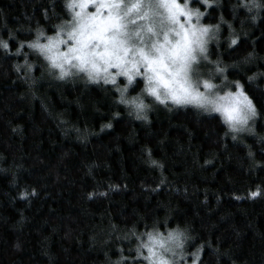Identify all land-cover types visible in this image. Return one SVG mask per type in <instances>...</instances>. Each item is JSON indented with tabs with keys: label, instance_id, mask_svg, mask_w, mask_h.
I'll list each match as a JSON object with an SVG mask.
<instances>
[{
	"label": "trees",
	"instance_id": "trees-1",
	"mask_svg": "<svg viewBox=\"0 0 264 264\" xmlns=\"http://www.w3.org/2000/svg\"><path fill=\"white\" fill-rule=\"evenodd\" d=\"M241 4L214 0L202 17L219 30L199 69L240 81L256 107L233 131L217 112L150 96L138 117L118 99L123 81L59 78L16 48L71 19L66 0H0V264H145L137 236L153 225L186 230L177 264L197 249V264H264V7Z\"/></svg>",
	"mask_w": 264,
	"mask_h": 264
},
{
	"label": "snow or ice",
	"instance_id": "snow-or-ice-1",
	"mask_svg": "<svg viewBox=\"0 0 264 264\" xmlns=\"http://www.w3.org/2000/svg\"><path fill=\"white\" fill-rule=\"evenodd\" d=\"M213 2L66 0L71 19L56 25L53 35L36 29L35 37L20 41L16 52H21L25 45L38 51L50 68L58 70L59 78L70 75L72 69L86 73L92 81L104 80L114 85L118 77H125L128 84L117 89L118 99L122 104L132 106L138 117L147 119L145 109L149 105L140 94L127 97L126 92L129 84L142 77L144 87L141 92L148 93L155 100L195 104L205 111L221 113L229 129L243 130L257 112L240 81L234 82L235 91L229 88L221 94L213 91L217 85L211 79L193 81L190 75L201 57L208 60V41L219 30V25L201 23L207 6ZM192 3L205 6L204 10L192 7ZM241 6L249 11L264 7L259 0H242ZM231 43H237L235 36ZM0 47L8 49V41L0 39ZM213 63L217 64L215 72H224L218 61ZM25 64L30 71L32 64L27 62V53ZM152 163L157 162L153 160ZM250 195L255 197L258 191H252ZM186 239V230L179 226L165 232L153 225L151 230L137 236L136 256L145 264H177ZM198 257L199 249L193 253L192 264H197Z\"/></svg>",
	"mask_w": 264,
	"mask_h": 264
},
{
	"label": "rangeland",
	"instance_id": "rangeland-1",
	"mask_svg": "<svg viewBox=\"0 0 264 264\" xmlns=\"http://www.w3.org/2000/svg\"><path fill=\"white\" fill-rule=\"evenodd\" d=\"M192 6V5H191ZM193 7V6H192ZM89 10H94L93 8H90ZM201 23H203V24H205L204 22H203V20H202V17H201ZM214 37V36H213ZM211 40V39H210ZM210 40L208 41V44H207V48H208V46H209V44H210ZM202 62V57L196 62V65H194V70H193V72L190 74L191 75V78L193 79V81H196V80H198V79H201V78H204V79H207L205 76H204V74L202 73L203 72V70H201V69H199V66H200V63ZM200 71L201 73H197L196 71ZM77 70L76 69H72V71H71V73H75ZM77 72H79V71H77ZM99 81H102V80H99ZM120 81H123V84L125 85V84H128V81H127V79L125 78V77H123V76H121V77H118L117 78V83H119ZM138 81H141L142 82V86L144 87V82H143V78L142 77H137L136 79H135V81L132 83V84H129L128 85V89H127V92H126V96L127 97H133V96H136L137 94H140L141 96H142V98L144 99V98H146L147 96H150V97H152L151 95H149L148 93H146V92H136V93H134V94H131V96L129 95V91H130V89H131V87L132 86H134L135 85V83L136 82H138ZM215 85H217V87L213 90V91H219L221 94H223V91H226V90H228L229 88L232 90V91H235V89H232L231 88V85H230V82L229 81H227L226 79H224V81H222V83H218V82H214V81H212ZM124 85H120V88L121 87H123ZM142 87V88H143ZM201 90H203L202 89V85H201ZM152 98H154V97H152ZM144 102H145V100H144ZM170 102V101H169ZM187 104H191V103H187ZM181 105V104H180ZM132 107V106H131ZM134 110V109H133ZM135 111V110H134ZM214 112V111H213ZM218 113V112H217ZM220 115H221V113H219ZM222 116V115H221ZM222 118H223V116H222ZM254 118V117H253ZM253 118H251L250 120H249V122H248V124L246 125V126H244V128L245 127H247L248 125H249V123L253 120ZM224 119V118H223ZM183 250H184V247H183ZM180 250H178V252H179ZM183 251L182 252H180V255L177 257V258H181V259H183Z\"/></svg>",
	"mask_w": 264,
	"mask_h": 264
}]
</instances>
